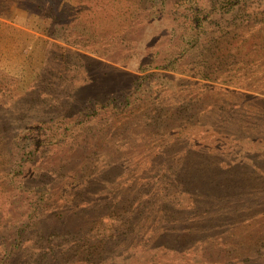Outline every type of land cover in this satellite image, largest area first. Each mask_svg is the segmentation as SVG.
Segmentation results:
<instances>
[{"label":"rangeland","instance_id":"374dc122","mask_svg":"<svg viewBox=\"0 0 264 264\" xmlns=\"http://www.w3.org/2000/svg\"><path fill=\"white\" fill-rule=\"evenodd\" d=\"M226 1L0 0V264H264V0Z\"/></svg>","mask_w":264,"mask_h":264},{"label":"trees","instance_id":"16d2710c","mask_svg":"<svg viewBox=\"0 0 264 264\" xmlns=\"http://www.w3.org/2000/svg\"><path fill=\"white\" fill-rule=\"evenodd\" d=\"M226 4L229 6V7H233V3H232V0H228V1H226ZM198 23V22H197ZM198 25V24H197ZM195 28H192V30H194ZM184 40H185V42L182 44V45H187V47L188 46H190V45H192L191 43H193V41L194 42H196V40H197V35L195 34H189V33H187L186 32V35L184 36ZM184 45V46H185ZM184 46H182V47H180V48H182V49H180V50H183L184 49ZM172 60L173 59H171L170 61H167L165 64H163V65H159V67L158 68H160V70H162L163 72H165V71H170V66H171V63H169V62H172ZM169 64H170V66H169ZM141 71H142V68H141ZM143 79V78H142ZM141 78L140 79H138V81H135V86H136V90L138 91V90H140L141 89V87H142V84H141V80H142ZM147 91H150V87H147V89H146ZM256 100H258L260 103H263L264 104V97H260V98H256ZM114 100L113 99H110L109 100V102H113ZM128 104V99L127 98H125V105H127ZM86 114H87V112H86ZM58 115V114H57ZM22 126V125H21ZM15 128H20V129H16V131L15 132H17L16 133V137L14 138V139H12V138H8L7 139V141H6V151H15V149L17 150V152L19 153V159H20V149H22V150H24V148L27 146V145H29L30 146V150H24V153L22 152V154H23V156L25 155L26 157L27 156H31V155H34L35 153H37L38 152V150H39V147L41 146V144H42V141H41V139H37V138H35V137H29L26 133H23L24 131H25V129L23 128V127H15ZM57 130H59L58 128H49L48 129V131L46 132V134H47V136H50V135H52L53 134V131H57ZM71 130V124H67V123H64V125H63V129H62V132H61V136L59 137L60 139H63L64 137H65V135H66V133L68 132V131H70ZM245 132H255V134H257V128H255L254 126H252V125H248L247 127H245V126H241V124L239 125V126H237V129H236V131H235V135H241V134H243V133H245ZM22 134V135H21ZM38 134L40 135V136H42L41 135V130H40V128H39V131H38ZM18 135L21 137V140L19 141V138H18ZM258 136H260L261 138H263V139H261V140H259V142L260 143H264V133H262V134H260V135H258ZM247 137H250V136H247ZM48 139H50V138H48ZM254 140H257L256 138L254 139ZM22 142V143H21ZM236 142L238 143L239 141L238 140H236ZM21 143V144H20ZM237 148H238V150H240L241 151V149H242V147H241V142H239V144L237 145ZM24 156V157H25ZM25 157V158H26ZM24 158V159H25ZM23 159V160H24ZM18 165L19 166H21V162L20 163H18ZM12 172V171H11ZM10 175H11V173H10ZM15 188V187H14ZM42 190H43V187H28L27 188V191L28 192H32V191H34V192H42ZM22 191V190H21ZM24 191H26L25 189H24ZM42 200H43V198H42V195L41 196H39L38 198H37V202L36 203H39V202H42ZM87 229V228H86Z\"/></svg>","mask_w":264,"mask_h":264}]
</instances>
